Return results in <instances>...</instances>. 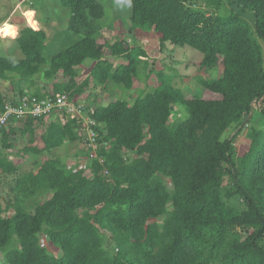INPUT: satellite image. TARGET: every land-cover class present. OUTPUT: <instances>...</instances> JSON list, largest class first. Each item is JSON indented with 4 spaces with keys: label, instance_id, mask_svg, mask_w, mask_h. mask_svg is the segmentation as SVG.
Masks as SVG:
<instances>
[{
    "label": "trees",
    "instance_id": "1",
    "mask_svg": "<svg viewBox=\"0 0 264 264\" xmlns=\"http://www.w3.org/2000/svg\"><path fill=\"white\" fill-rule=\"evenodd\" d=\"M130 1L131 29L153 31L161 46L168 41L192 46L203 54L200 68L205 71L223 65L220 77L197 78L203 89L220 97L187 98L160 71L157 87L140 93L132 104L117 99L94 106L90 116L99 135L98 158L89 161L93 177L67 167L61 158H48L38 171L19 176L14 214L4 216L0 203V251L9 264H264V125L253 127L250 142L240 149L234 144L240 130L223 137L231 126L250 125L255 117L264 124L259 41L264 40V0H227L231 12L224 16L199 5L202 0ZM208 1L216 9L224 3ZM59 2L70 9L68 29L78 40L48 60L46 31L19 23L15 40L24 56H0V81L19 78L33 86L43 74L55 93L74 97L91 83L106 91H130L137 78L155 70L142 45L99 40L105 17L101 0ZM107 49L113 58H122L119 64L106 56ZM88 58L95 64L79 83L76 67ZM7 98L0 87V113ZM173 105L186 116L170 123ZM37 120L44 118H29L24 125L31 140ZM79 125L74 118L52 120L42 135L45 149L81 141ZM11 134L14 127L2 131V149L13 147ZM124 149L137 156L124 159ZM16 171L0 151V175ZM45 190L52 191L51 197L35 202ZM233 198L241 207L231 203ZM163 216L161 226L157 220ZM101 229L112 233L117 253L104 246ZM42 233L61 249L60 257L41 243Z\"/></svg>",
    "mask_w": 264,
    "mask_h": 264
},
{
    "label": "rangeland",
    "instance_id": "2",
    "mask_svg": "<svg viewBox=\"0 0 264 264\" xmlns=\"http://www.w3.org/2000/svg\"><path fill=\"white\" fill-rule=\"evenodd\" d=\"M105 6V17L102 19L104 24L102 30L98 34L100 41H117L125 40L129 46L135 44L142 45L148 52L149 61L152 63L151 67L155 69L148 76L144 75L142 78H137L135 80L134 87L130 91H124L120 89H111L106 91L103 87L94 88L93 84L86 86L84 92L80 95H75L74 98L79 102L88 105L90 108H94L96 105H108L110 102L117 99H125L129 103H133L136 97L143 92L153 91L157 85V73L162 71L167 75L172 77V83L175 87L181 88L187 95V98L202 97V98H218V94H213L212 91L203 89L198 83V77L204 78H214L220 77L223 73V65L219 64L216 68L212 70H203L200 68V62L203 54L193 48L190 45L178 46L171 42H166L164 45H160L158 36L153 31H146L140 28L131 29V1L130 0H101ZM224 1V3H223ZM223 6L216 9L214 4L209 5L208 0H202L198 2L199 5L206 7L209 12L216 11L218 15L224 16L226 12H231V6L227 0H223ZM21 5V9L18 6ZM25 7H33L38 11L37 19L45 23L46 26L50 27V41L46 45L44 50L45 57L50 60L51 57L73 44L79 35L71 32L68 29L67 24V13H71L70 9L63 6L59 0H0V23L9 19L7 21V33L5 34L0 28V56L22 58L24 56L20 46L16 40H11L9 38H16L18 32V25L13 23V20H17L20 15L24 17V21L28 25H38L35 19V10L27 9ZM21 10H24L23 14ZM236 12H241L243 15H248L250 11H241L235 8ZM27 15H30L27 16ZM12 17V19H11ZM27 17V18H26ZM26 19V20H25ZM20 22V23H21ZM16 34V35H14ZM9 37V38H7ZM260 43L264 49V40L259 39ZM106 56L111 58L115 65L119 64L122 58H113L110 51L105 50ZM88 60V61H87ZM86 62L81 64L77 69V81L82 83L90 74L92 59L88 58ZM58 79H62L59 74ZM35 83L42 85V87L47 90H52L48 86V81L44 78L43 74H39L34 78ZM1 90L6 94L7 99H18L24 92L29 90L32 84L25 80L19 78H10L7 80L0 81ZM33 84V85H34ZM41 87V86H40ZM38 87V88H40ZM29 92H33L32 90ZM258 105L255 104V110ZM259 113V111L255 112ZM186 116L185 110L178 106L173 105V110L170 118V123H175L182 120ZM264 119V118H263ZM52 120H58L65 123L69 120L68 116L61 117L55 113L44 118L43 121H35L34 129L35 135L34 139L31 140V135L26 132L23 133L24 125L21 124L19 127H15V134H11L9 139L13 144L10 149H2L1 134H0V151L8 154V158L12 160L18 167V171L11 175H0V203L4 207V216H11L14 214L15 204L14 197L17 194L15 189L17 178L24 173L30 171H38L40 166L48 158H61L62 163L67 167L73 165L78 159L86 160V147L87 145L82 141H76L72 143H66L60 147L54 148L52 150L45 149V143L42 139V135L45 133L49 123ZM262 118L255 117L253 123L246 126H231L226 130L223 137H233L235 133L240 130L241 132L237 134L234 138V144L237 149H240L241 145L248 144L250 142L248 138V133L253 127H260L264 124L260 121ZM8 130V129H6ZM78 131V130H77ZM28 147H36L40 150L39 153L28 151ZM123 157L126 160L132 159L137 155L131 150L124 149L122 151ZM77 158V156H79ZM89 162V160H88ZM89 177H93V172L89 173ZM166 183L172 188L170 178H166ZM52 191L45 190L38 197H35V202L42 201L51 197ZM231 203L234 206L241 207V202L238 198H233ZM9 206L8 209L6 207ZM34 203L29 205V209L33 211ZM172 209V206H168V211ZM82 211V210H81ZM80 211V212H81ZM165 216L159 218L157 221L162 226ZM101 233L104 237L105 244L112 253H117L118 248L115 246V242L112 238V233L109 230L101 229ZM41 243L55 256L60 257L62 255L61 249L53 246L45 234H40ZM0 264H9L6 261L5 254L0 251ZM218 264V263H216Z\"/></svg>",
    "mask_w": 264,
    "mask_h": 264
},
{
    "label": "built area",
    "instance_id": "3",
    "mask_svg": "<svg viewBox=\"0 0 264 264\" xmlns=\"http://www.w3.org/2000/svg\"><path fill=\"white\" fill-rule=\"evenodd\" d=\"M29 91L24 92L18 99H8L5 102L4 110L0 113V134L4 129L9 130L10 127H19L29 118H46L52 113L60 115L62 118L65 116H68L69 119L74 118L80 123L77 129L78 134L81 141L87 145L86 151L89 152V155H87L86 160L78 159L68 167H74L75 170L83 169L85 175L89 176L86 171L90 170L88 172L91 173L92 170L89 167L88 160L97 157V138L99 135L95 129L97 123L90 116L94 113V108L87 107V105L79 102L66 92L57 94L53 90H47L44 87H40V91L44 93L43 95L37 94L35 91ZM99 161L103 163L104 159L99 158ZM107 173L108 171L105 170V174Z\"/></svg>",
    "mask_w": 264,
    "mask_h": 264
},
{
    "label": "crops",
    "instance_id": "4",
    "mask_svg": "<svg viewBox=\"0 0 264 264\" xmlns=\"http://www.w3.org/2000/svg\"><path fill=\"white\" fill-rule=\"evenodd\" d=\"M18 9H21V5L20 6H18ZM27 9H33V10H35V19L37 20V22L36 23H38V29H40V28H43L45 31H46V33H47V44H48V42L51 40L50 39V33H51V31H50V27L49 26H46L45 25V23L44 22H42L41 20H39V19H37V15H38V11L35 9V8H33V7H25L24 8V10H27ZM24 10H21V13L23 14V12H24ZM70 14L71 13H67V24H68V22H69V18H70ZM27 16H29L30 17V15H27ZM24 18H25V15H24V17H22L21 15H20V17H18L17 18V20H13L12 22L13 23H16L17 25H19V23L23 20L24 21ZM11 19H12V17H11ZM26 20V19H25ZM7 21H11V20H9L8 18L7 19H5V20H3L1 23H0V28H2V30L3 31H5L4 33L6 34L7 33ZM29 25H31V24H29ZM16 34H18V32L16 33ZM16 34H14V35H16ZM0 35H1V33H0ZM1 38H6V37H3V35H1ZM7 38H9V37H7ZM9 39H11V40H15V38H9ZM87 60V59H86ZM86 60H85V62H86ZM88 61V60H87ZM121 62V61H120ZM90 63H91V68H90V70L92 69V67L94 66V64H95V61L92 59L91 61H90ZM83 65V64H82ZM79 66H81V65H79ZM79 66H77L76 68H78ZM42 87V85H38V84H35V85H33V86H31L30 88H29V90L31 91H34L35 89H40V88H38V87ZM2 93L6 96V94L4 93V91H2ZM8 97V96H7ZM80 156V155H79ZM79 156H77V157H79Z\"/></svg>",
    "mask_w": 264,
    "mask_h": 264
}]
</instances>
